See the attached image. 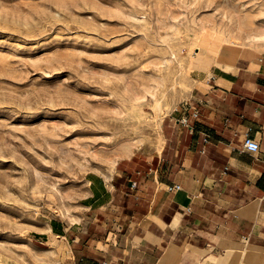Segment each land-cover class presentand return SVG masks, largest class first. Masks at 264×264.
I'll use <instances>...</instances> for the list:
<instances>
[{"label": "rangeland", "instance_id": "1", "mask_svg": "<svg viewBox=\"0 0 264 264\" xmlns=\"http://www.w3.org/2000/svg\"><path fill=\"white\" fill-rule=\"evenodd\" d=\"M248 52L264 0H0V264H46L38 235L90 176L154 156L194 86Z\"/></svg>", "mask_w": 264, "mask_h": 264}, {"label": "crops", "instance_id": "2", "mask_svg": "<svg viewBox=\"0 0 264 264\" xmlns=\"http://www.w3.org/2000/svg\"><path fill=\"white\" fill-rule=\"evenodd\" d=\"M188 100L196 130L180 107L154 156L90 176L74 218L50 220L38 235L46 264H232L234 250L264 252V54L213 72ZM246 134L258 152L241 150Z\"/></svg>", "mask_w": 264, "mask_h": 264}, {"label": "built area", "instance_id": "3", "mask_svg": "<svg viewBox=\"0 0 264 264\" xmlns=\"http://www.w3.org/2000/svg\"><path fill=\"white\" fill-rule=\"evenodd\" d=\"M185 112V115L182 116L179 119V122L182 123L183 125L187 126L190 130H196V126L195 124H193L189 118L187 117V113L189 110H191V117L195 120V121H199L200 119V111L198 108L192 106L191 104H189L188 102L182 104L181 106ZM203 141L205 144L211 143L212 141V134L211 131L205 130L204 132V138ZM242 151H247V152H251V153H256L260 150V144L259 142L254 139L253 137H251V135L246 134L245 138L243 139L242 142V147H241ZM205 150H203L204 152ZM227 170V168L225 169V171ZM182 189V186L180 184H173L171 186H169V190L170 191H179ZM98 264H112L109 263L107 261H102Z\"/></svg>", "mask_w": 264, "mask_h": 264}, {"label": "bare ground", "instance_id": "4", "mask_svg": "<svg viewBox=\"0 0 264 264\" xmlns=\"http://www.w3.org/2000/svg\"><path fill=\"white\" fill-rule=\"evenodd\" d=\"M242 8V7H240ZM237 10V9H236ZM246 13V12H245ZM247 15V14H246ZM245 16V15H244ZM245 20L247 19L244 17ZM252 20V19H251ZM244 21V20H243ZM242 21V22H243ZM247 22V21H246ZM250 24V23H249ZM255 25V24H254ZM250 26V25H249ZM244 27V26H243ZM248 29V28H247ZM214 32V31H213ZM256 34V33H255ZM245 35V34H244ZM254 37V36H253ZM258 40V39H257ZM238 54H235L231 62L232 64L235 63ZM264 259V252L257 249H247V250H234L231 257L232 264H261Z\"/></svg>", "mask_w": 264, "mask_h": 264}]
</instances>
